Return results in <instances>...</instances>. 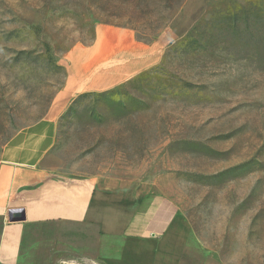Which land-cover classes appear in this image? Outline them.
Listing matches in <instances>:
<instances>
[{
  "label": "rangeland",
  "instance_id": "1",
  "mask_svg": "<svg viewBox=\"0 0 264 264\" xmlns=\"http://www.w3.org/2000/svg\"><path fill=\"white\" fill-rule=\"evenodd\" d=\"M103 26L158 43L161 62L76 98L35 169L171 199L191 227L183 264H264V0H0V167ZM19 264L101 263L78 251Z\"/></svg>",
  "mask_w": 264,
  "mask_h": 264
},
{
  "label": "crops",
  "instance_id": "2",
  "mask_svg": "<svg viewBox=\"0 0 264 264\" xmlns=\"http://www.w3.org/2000/svg\"><path fill=\"white\" fill-rule=\"evenodd\" d=\"M160 47L142 42L131 29L103 26L92 44L71 51L65 82L47 115L2 151L0 264H19L23 254L78 251L101 264H183L191 227L171 199L139 185L35 169L76 98L111 91L158 65ZM15 210L23 211L24 221L10 220Z\"/></svg>",
  "mask_w": 264,
  "mask_h": 264
},
{
  "label": "water",
  "instance_id": "3",
  "mask_svg": "<svg viewBox=\"0 0 264 264\" xmlns=\"http://www.w3.org/2000/svg\"><path fill=\"white\" fill-rule=\"evenodd\" d=\"M9 218L12 222H20L25 220V216L23 215V211H11L9 214Z\"/></svg>",
  "mask_w": 264,
  "mask_h": 264
}]
</instances>
